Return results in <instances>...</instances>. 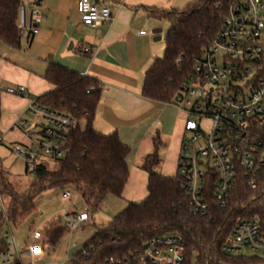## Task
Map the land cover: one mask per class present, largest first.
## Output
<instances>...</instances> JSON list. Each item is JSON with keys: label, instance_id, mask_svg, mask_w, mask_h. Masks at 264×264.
Listing matches in <instances>:
<instances>
[{"label": "trees", "instance_id": "1", "mask_svg": "<svg viewBox=\"0 0 264 264\" xmlns=\"http://www.w3.org/2000/svg\"><path fill=\"white\" fill-rule=\"evenodd\" d=\"M42 1V0H41ZM232 1V0H231ZM24 0H0V40L20 48V16ZM229 0H194L184 9L146 7L156 18L169 20L164 56L157 58L145 73L143 96L172 103L187 82L194 60L220 29ZM45 78L55 85L37 97L41 106L66 112L76 124L65 134V155L50 168L42 159L30 188L18 194L6 171L0 169L2 193L10 196L6 212H0V229L26 216L42 191L73 185L90 205L108 195L123 198L130 175L127 158L131 148L121 141L117 131L108 134L94 128L101 82L54 60H49ZM1 116V108H0ZM85 121V127L80 123ZM154 151L146 154L142 169L147 173V196L141 202L128 201L127 206L107 224H100L92 238L68 261V264H139L144 246L151 240L170 234L182 236L185 242L183 264H246L247 258L229 254L223 249L236 224L258 218L264 232V171L258 186L252 188L242 172L231 190L225 207L214 195L216 184L208 183L209 209L194 214L179 175L156 171L161 164L159 149L164 146L159 134L153 138ZM66 226L59 220L44 230L43 250L54 248ZM2 247L0 246V251Z\"/></svg>", "mask_w": 264, "mask_h": 264}, {"label": "built area", "instance_id": "2", "mask_svg": "<svg viewBox=\"0 0 264 264\" xmlns=\"http://www.w3.org/2000/svg\"><path fill=\"white\" fill-rule=\"evenodd\" d=\"M32 1L34 7L20 23L22 41L38 31L40 13L36 7L41 0ZM23 10L24 6L21 14ZM77 11L85 26L97 27L113 19L110 6L92 0H78ZM91 51V48L81 49L85 53ZM6 90L26 95L24 85ZM188 95L195 98L191 100ZM171 104H183L186 117L178 175L194 214L204 215L209 209L210 180L216 184L214 195L221 207L226 206L240 172L252 188L258 186L264 171V0H229L220 29L194 60L187 82ZM27 110L46 122L40 136L34 139L38 151L19 145H14L13 150L34 173L43 158L59 159L65 155V134L76 124V119L66 112L41 106L36 100ZM203 119H211L209 133L202 125ZM22 124L25 127L28 123ZM71 196L68 190L62 192L64 199ZM0 204V212H6L1 187ZM90 218L89 210L65 212V226L74 230ZM44 237L41 230L35 229L30 242L23 244L9 225L5 239L0 241V264H25V254L32 261L42 260ZM147 245L139 264H183L185 261V242L180 235L157 237ZM223 249L244 258H247L242 254L245 249L258 251L261 256L247 258L246 264H264V232L259 219L239 221Z\"/></svg>", "mask_w": 264, "mask_h": 264}, {"label": "crops", "instance_id": "3", "mask_svg": "<svg viewBox=\"0 0 264 264\" xmlns=\"http://www.w3.org/2000/svg\"><path fill=\"white\" fill-rule=\"evenodd\" d=\"M77 1L42 0L36 7L40 13L36 33L23 40L20 48L0 40L1 139L19 129L36 131V125L29 121L33 113L27 109L33 100L55 88L45 78L48 62L54 60L101 82V98L94 118L97 131H117L123 143L139 145L159 113V135L163 140L169 138L173 145L176 143L177 155L179 135L176 121L169 117L174 105L147 99L142 93L146 71L164 51L155 43L161 39H155L158 33L149 32L159 18L146 7L184 9L194 0H92L110 6L113 13L111 21L97 27L81 23ZM33 7V1H24L21 24ZM82 48L92 51L81 52ZM18 85L25 86L26 95L7 92L8 87ZM25 121L28 124L23 127ZM146 186L147 173L131 166L123 198L127 202L145 198Z\"/></svg>", "mask_w": 264, "mask_h": 264}, {"label": "rangeland", "instance_id": "4", "mask_svg": "<svg viewBox=\"0 0 264 264\" xmlns=\"http://www.w3.org/2000/svg\"><path fill=\"white\" fill-rule=\"evenodd\" d=\"M32 1V0H24ZM169 20L162 18L156 20V24L152 25L149 29L150 34H153V29H161L158 36L160 40L155 43L162 46L163 55L166 46V34L170 27ZM154 35V34H153ZM188 98L193 100L195 97L188 95ZM183 104L175 106L169 111V117L172 121H176V132L179 135L178 149L176 155V143L173 145L169 138L162 141L166 144L159 149V157L161 164L157 166L156 171L164 174H171L173 176L178 175V160L180 154L181 141L184 136L185 114L182 109ZM155 119L152 121L150 128L147 132L145 139L139 145H129L131 148L128 164L131 166H138L142 169V162L145 154L154 151L153 138L157 134H161L160 123L158 120H162L160 114H156ZM30 122L36 125V131L30 132L31 136L26 131L19 129L17 132H13L12 136H6L1 139L0 135V169L6 171V177L11 183L13 189L18 194L25 193L34 182L36 175L27 169L26 161L17 156L13 150L14 145H19L23 149H31L38 151V145L34 139L40 136V131L46 122L39 118L38 115H30ZM81 127H85V121L80 123ZM202 125L207 133L211 130V119H203ZM18 128V127H17ZM28 128V127H27ZM162 137V136H161ZM176 156V157H175ZM50 168L56 167V162L50 158H43ZM68 190L72 193L71 198H62V192ZM124 196V195H123ZM2 199L5 206L9 207L10 196L7 193H2ZM134 200V199H133ZM144 200L140 197L134 201L141 202ZM1 205V204H0ZM35 208L26 216L19 220L12 222L13 232L20 239L21 243L27 244L31 240L32 232L35 229H39L44 233L46 227H49L53 220H59L62 225L65 226V212L73 211H87L91 213V218L84 225H80L74 230L66 229L59 243L54 247H47L43 253V258L40 261H32V258L27 254L23 256L25 264L28 262H34V264H68V261L72 256L78 252L95 234L96 226L100 224H107L112 218L122 211L127 206V201L124 198L108 195L99 200L93 202L92 205L88 204L84 199L81 191L73 185L61 189L59 187L48 188L39 193L35 198ZM9 229V225H4L2 233L0 235V241L5 239V233ZM247 258L253 256H261L260 252L253 251L251 249H245L242 252Z\"/></svg>", "mask_w": 264, "mask_h": 264}, {"label": "water", "instance_id": "5", "mask_svg": "<svg viewBox=\"0 0 264 264\" xmlns=\"http://www.w3.org/2000/svg\"><path fill=\"white\" fill-rule=\"evenodd\" d=\"M161 31V29H153V34H157V33H159ZM155 39H160V36H158L157 38H155ZM147 244L144 246V248L146 249L147 248Z\"/></svg>", "mask_w": 264, "mask_h": 264}]
</instances>
